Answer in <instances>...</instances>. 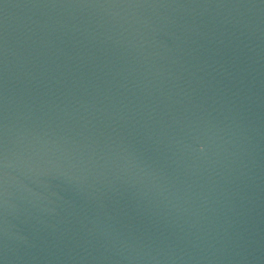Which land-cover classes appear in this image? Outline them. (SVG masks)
<instances>
[{"label":"water","instance_id":"1","mask_svg":"<svg viewBox=\"0 0 264 264\" xmlns=\"http://www.w3.org/2000/svg\"><path fill=\"white\" fill-rule=\"evenodd\" d=\"M0 264H264V0H0Z\"/></svg>","mask_w":264,"mask_h":264}]
</instances>
